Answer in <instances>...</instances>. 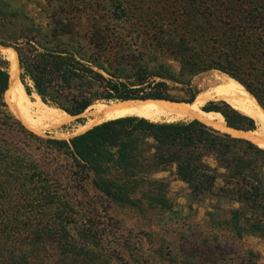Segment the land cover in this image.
Instances as JSON below:
<instances>
[{
  "label": "trees",
  "instance_id": "trees-1",
  "mask_svg": "<svg viewBox=\"0 0 264 264\" xmlns=\"http://www.w3.org/2000/svg\"><path fill=\"white\" fill-rule=\"evenodd\" d=\"M149 1L41 0L34 18L30 3L0 0V46L15 51L26 94L70 116L96 103H180L169 83L211 70L264 111V0H156L154 11ZM0 53V264L93 261L105 231L98 209L135 204L144 185L165 188L152 177L172 167L190 198L230 205L217 223L229 235L264 238V148L234 133L264 142L254 120L210 101L186 122L128 116L68 140L44 137L17 116ZM213 111L227 132L204 117ZM146 198L167 205L162 193Z\"/></svg>",
  "mask_w": 264,
  "mask_h": 264
},
{
  "label": "rangeland",
  "instance_id": "rangeland-1",
  "mask_svg": "<svg viewBox=\"0 0 264 264\" xmlns=\"http://www.w3.org/2000/svg\"><path fill=\"white\" fill-rule=\"evenodd\" d=\"M22 1L30 3L29 15L34 18L42 16V10L34 5L35 2H41V0ZM155 1L150 0L148 3L150 4L148 8L152 7L153 11L159 7L158 2ZM85 9L83 8L81 11ZM98 10H107V5L98 8ZM0 52L6 54L7 60L11 62L10 71H12L14 58L6 50L0 49ZM0 55L2 56L1 53ZM193 92L196 93L194 102L199 105L201 110L210 101H224L234 110L254 120L257 124L254 130L264 136V119L256 115L260 106L243 86L233 81L228 75L211 70L193 77L189 85L169 83L168 93L175 100H179L177 102H188L186 100ZM29 98L32 101L37 100L36 95ZM135 103L150 104L115 101L96 103L93 106L119 104L125 108L130 104L135 105ZM93 106L78 116H72L69 122L55 128H42L34 123H28L30 120L33 122L38 116H42V112L36 108L24 106L29 113V116L25 115V118H21L15 110L19 119L37 134L68 140L81 134L79 131L84 125H87L85 131L89 129L88 122L95 117ZM211 113L214 114L204 117L215 119L217 128V123L220 120L223 130L219 128L218 130L227 132L225 122L223 124L222 120L218 118V116L222 118L223 116L219 112ZM196 116L186 119L170 118L153 123L186 122ZM35 128L39 130H35ZM234 133L251 140V135ZM152 178L163 179L167 186L155 188L144 185L133 195L135 204L123 206L110 203L106 209H98L96 220L98 225L105 228V231L100 245L93 248L95 259L87 264H264V238L245 235L241 239H236L229 235L224 226L217 224L226 216L229 204L222 202L218 208L211 209L209 198H190L186 184L176 177L173 167L166 172L153 175ZM157 193L164 195L167 201L165 207L148 203L146 196ZM209 211L215 213L214 222L209 220L207 215ZM49 262L52 261L49 260Z\"/></svg>",
  "mask_w": 264,
  "mask_h": 264
},
{
  "label": "bare ground",
  "instance_id": "bare-ground-1",
  "mask_svg": "<svg viewBox=\"0 0 264 264\" xmlns=\"http://www.w3.org/2000/svg\"><path fill=\"white\" fill-rule=\"evenodd\" d=\"M0 49L6 50L14 58L13 61L14 64L11 71L10 97L15 109L18 112V115L21 118H25V115L29 116L27 109L24 107V106H28V107L36 108L40 112H42V116H38V118L34 119L33 122L30 120L32 118H30L29 119L30 121L28 122L29 124L34 123L36 125L41 126L42 128H51V127L55 128L56 126L62 125L67 121L69 122L72 116H70L66 112L45 105L40 101V99L37 96H36L37 98L36 101L30 100L29 96L26 94L24 90L23 85L19 80L18 62L15 51L11 48L6 49L0 47ZM93 107L95 108L94 109L95 117L88 122L89 129L102 122L116 118L128 117V116H137L147 121L154 122V121L167 120L170 118L186 119L203 113V111L196 102H191V103L180 102L175 104H169V103L136 104L135 103V105L130 104L125 108L121 107V105L119 104H100V105H95ZM256 115L264 119L263 109L258 107ZM86 127L87 125H84L79 132L83 133L85 129H87ZM35 130H39V129L35 128ZM250 138L254 142H256L259 146L264 148V142H262L260 139H257L252 136H250Z\"/></svg>",
  "mask_w": 264,
  "mask_h": 264
},
{
  "label": "water",
  "instance_id": "water-1",
  "mask_svg": "<svg viewBox=\"0 0 264 264\" xmlns=\"http://www.w3.org/2000/svg\"><path fill=\"white\" fill-rule=\"evenodd\" d=\"M7 62H8V70H9V72H10V69H11V62L8 61V60H7Z\"/></svg>",
  "mask_w": 264,
  "mask_h": 264
}]
</instances>
